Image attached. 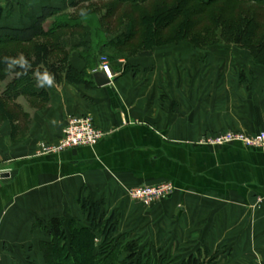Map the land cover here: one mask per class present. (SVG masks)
Listing matches in <instances>:
<instances>
[{"label": "crops", "instance_id": "0c3cea01", "mask_svg": "<svg viewBox=\"0 0 264 264\" xmlns=\"http://www.w3.org/2000/svg\"><path fill=\"white\" fill-rule=\"evenodd\" d=\"M73 1L0 0L11 9L0 25L25 27L45 6L64 12ZM99 60L70 53L72 68L92 74L89 85L70 82L67 71L51 86H41L37 72L0 83L6 104L18 106L0 118V264H46L50 220H63L67 232L73 219L89 226L80 199L115 215L117 237L138 238L144 261L264 264V152L200 143L229 130H264V65L237 46L180 42L116 57L115 80L99 87ZM80 115L103 131L97 145L38 155ZM163 181L175 190L152 206L127 195Z\"/></svg>", "mask_w": 264, "mask_h": 264}, {"label": "trees", "instance_id": "16d2710c", "mask_svg": "<svg viewBox=\"0 0 264 264\" xmlns=\"http://www.w3.org/2000/svg\"><path fill=\"white\" fill-rule=\"evenodd\" d=\"M94 1L74 0L70 7L82 13L68 15L66 21L56 22L49 29L45 28L46 23L62 14L60 8L45 6L42 13L25 27L0 25V83L12 73L31 77L33 72L42 75L47 71L59 78L62 71H67V79L70 82L85 81L89 85L91 81L88 78L92 77V74L87 70L77 71L69 64L71 51H78L81 58L88 63L98 57L100 52L108 49L115 57L125 59L150 56L157 47L183 41L196 48H204L206 43L210 44L205 37L217 31L228 44L234 43L248 50L254 62L264 65V58H261V53L264 52V38L260 41L254 38L259 26L254 19L256 16L243 14L240 25H237L228 22V19L222 18L220 14L209 15V19L215 24L204 25L209 7L221 0H101L113 3L112 7L108 8L101 3H92ZM239 1L264 4V0ZM125 5L127 9L119 13ZM91 7H95V12L106 10L99 16V23L111 20L107 28H99L94 33L90 24L85 23L88 20L84 18V10L90 12ZM259 16L260 13L257 14V17ZM218 23L227 24L222 28ZM201 25H204V30L196 31ZM114 31L116 34H112ZM194 31L196 33L193 36L191 33ZM140 32L142 42L133 51L125 52L127 46L135 43ZM38 38L45 40L37 43L33 55L25 56L27 65L11 63L12 60H19L21 56L16 49L7 51V47L30 44ZM5 100L0 90V118L5 115L13 117L16 114L15 107L18 106H6ZM80 202L89 226H83L73 219L67 232L63 228V220H50L48 226L51 241L44 242L41 246L46 264H153L149 259L143 260L137 246L120 241L116 235L118 222L115 215H108L99 203L86 199H80ZM98 238L102 240L100 245L97 244Z\"/></svg>", "mask_w": 264, "mask_h": 264}, {"label": "built area", "instance_id": "2783aa9c", "mask_svg": "<svg viewBox=\"0 0 264 264\" xmlns=\"http://www.w3.org/2000/svg\"><path fill=\"white\" fill-rule=\"evenodd\" d=\"M97 71L106 72L109 78L114 77L111 58L108 55L101 56L99 66L94 72ZM103 136V131L96 126L91 116H71L63 129L62 138L56 143H42L38 155L57 154L79 146L93 147L99 143ZM200 143L210 145L240 143L245 147L261 149L264 152V130L255 133L229 130L216 136H205L200 140ZM174 190L175 186L172 182L163 181L131 188L127 195L131 200L149 207L169 198Z\"/></svg>", "mask_w": 264, "mask_h": 264}, {"label": "rangeland", "instance_id": "374dc122", "mask_svg": "<svg viewBox=\"0 0 264 264\" xmlns=\"http://www.w3.org/2000/svg\"><path fill=\"white\" fill-rule=\"evenodd\" d=\"M16 2H17V0H13L12 6ZM92 3H94V4H100L101 3L104 5V7H107V8L109 6L112 7V5H113L112 2L107 3V2H102L101 0H95ZM126 6L127 5L122 6L123 8L119 11V13H122V11H124ZM90 9H91L90 12L86 9L84 10V14H85L84 18H86L88 20V22H85V23L90 24L91 30H93V32L95 33V32H97L96 30H98L99 28H102V29L107 28L109 26L111 20H107V21L103 22L102 24L99 23V16H101L106 10L103 9L102 11L95 12V10H93V9H95V7H91ZM78 11L79 10L72 9V8L64 10V12L62 11V14H59V15L55 16L54 18H51L50 20H48V22L45 25V28L49 29L50 27H53L56 22L66 21L68 15H74L76 13L77 14L82 13V11H79V12ZM3 12L4 13L6 12V16L9 17L11 14V9H9V6L7 8H5V6L4 5L2 6V4L0 3V15ZM259 13H260V16L257 17V14H259ZM216 14H220L222 18L228 19V22L233 23V24H237V25H240L239 23L242 21V15L243 14L256 16V18H254V19L259 26L256 29L257 33H256V36L254 38L256 41H260L262 38H264V4L263 3L239 1V0H237V1L236 0H221L220 2L216 3L213 7H209L208 14H206V17H205L206 21H204V25L210 26V25L215 24V22L212 21V19H209L210 18L209 15L213 16ZM3 19L4 18H0V22H3ZM225 24H227V23H225ZM225 24L221 23L219 25L220 26L222 25L223 26L222 28H224ZM204 25H201L200 26L201 28H197L198 30H196V31L202 32L204 30L203 29ZM241 25H242V23H241ZM254 26H255V24L253 23V27ZM116 31H117V29H116ZM116 31L112 32V34H116ZM217 32L210 33L209 35L207 34L208 37H205V39H207L210 44L207 45V43H206L204 48L201 47V50H209L215 46H231V47L236 46V44H234V43L228 44L226 42V39L224 37L223 38L220 37V33H217ZM195 33L196 32L194 31L193 33H191V35L194 36ZM217 34H219L218 37L216 36ZM43 40H45V39L44 38H38L30 44H24V45L17 44V45H12V46L10 45L9 47H7L6 50L7 51H13L12 49H16L19 52V56H22L24 59H26L25 56L28 57V56L33 55L34 54L33 52H34V49H35V46L37 45V43L40 41H43ZM141 42H142V33L139 34V36L135 39V43H133L130 46H127L124 51L128 52V53H129V51H133L135 49V47H137V45H139ZM182 43L186 44L188 42L183 41ZM211 43H213V45ZM237 47H239V46H237ZM239 48H241V47H239ZM198 49H200V48H198ZM241 49H244V48H241ZM244 50H246V49H244ZM71 53H72V51H71ZM104 54L108 55L111 58V65H112L113 61L115 60L116 57L114 55H112V53L110 52V49H108V50H103L102 52H100L98 54V58L100 59L101 56ZM261 58H264V52L261 53ZM5 105L8 106L7 104H5ZM118 238H120V241L123 244L128 243V244H132V245L137 246L138 247V253H142V247L139 244V240H137L138 238L133 239V237L130 236L129 234L120 236ZM100 243H101V239L98 238L97 244L100 245Z\"/></svg>", "mask_w": 264, "mask_h": 264}, {"label": "clouds", "instance_id": "9594fccd", "mask_svg": "<svg viewBox=\"0 0 264 264\" xmlns=\"http://www.w3.org/2000/svg\"><path fill=\"white\" fill-rule=\"evenodd\" d=\"M11 63L20 64L22 66L28 64L27 60H25L22 56L20 57L19 60H12ZM37 77H38V83L41 86H44L45 84L51 86L54 80V77L47 71H45L42 75L40 73H37Z\"/></svg>", "mask_w": 264, "mask_h": 264}, {"label": "water", "instance_id": "95a60500", "mask_svg": "<svg viewBox=\"0 0 264 264\" xmlns=\"http://www.w3.org/2000/svg\"><path fill=\"white\" fill-rule=\"evenodd\" d=\"M94 80L97 86L103 87L111 84L115 80V77L109 78V76L104 71H97L94 73Z\"/></svg>", "mask_w": 264, "mask_h": 264}]
</instances>
